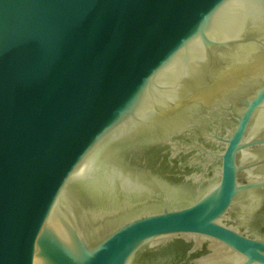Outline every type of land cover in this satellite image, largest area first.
Instances as JSON below:
<instances>
[{
	"label": "water",
	"instance_id": "95a60500",
	"mask_svg": "<svg viewBox=\"0 0 264 264\" xmlns=\"http://www.w3.org/2000/svg\"><path fill=\"white\" fill-rule=\"evenodd\" d=\"M0 264H264V0H0Z\"/></svg>",
	"mask_w": 264,
	"mask_h": 264
}]
</instances>
